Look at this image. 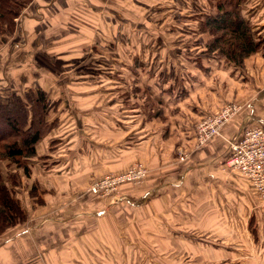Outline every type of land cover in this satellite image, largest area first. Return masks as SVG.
<instances>
[{
  "label": "rangeland",
  "instance_id": "1",
  "mask_svg": "<svg viewBox=\"0 0 264 264\" xmlns=\"http://www.w3.org/2000/svg\"><path fill=\"white\" fill-rule=\"evenodd\" d=\"M145 1L138 6L137 0H125L134 12H126L128 25L136 27L117 28V51L110 53L111 47L99 40L91 54H58L55 65L38 55L37 61L28 63L29 76L36 81L44 82L53 74L58 85L51 88L63 93L51 99L62 97L59 110L68 114L61 115L57 145L45 144L39 150L50 166L48 170L42 166L44 172L34 178L41 182L44 194L38 195L49 208L41 213L39 204L25 194L31 188L24 182L18 192L23 209L29 215L37 214V220L79 222L75 230V226L60 225L56 230L45 226L52 236L76 241V251L70 249L75 258L65 256L54 264H264V195L258 182L252 183L235 170L228 159L220 165L221 172L229 169L241 179L240 205L228 203L221 192L215 195L207 190L208 183L202 191L188 193L172 185L180 176L183 180L196 158L207 157L210 144L228 146L229 129L238 131L239 117L249 110V94L256 87V81L248 82V93L239 100L234 91L239 86L233 83L251 79L249 70L253 80L264 81V56L257 54L248 60L243 73L232 77L235 80L231 75L218 76L225 71L211 65L218 62L216 57L201 53L208 38L200 33L198 22L214 4L209 0ZM132 7L141 15L145 12V29L139 21V33L138 14ZM247 8L246 18L264 35V0H254ZM135 51L141 58L139 78L122 66L132 60ZM199 57L206 76L227 82L222 94L227 101L211 118L229 114L221 134L200 147L198 127L206 119H195L191 103L203 98L205 106L211 101L204 85L198 93L191 90L194 96L189 97V89L200 86L192 83L202 74L198 73ZM116 61L121 67H114ZM257 104L264 108V103ZM157 105L163 108L162 116H156ZM206 167L211 168L206 163L201 170ZM195 183L189 179L188 187ZM163 188L165 192L159 194ZM174 188L178 190H168ZM169 200L171 206L166 205ZM127 206L135 207L129 215ZM254 219L258 225L250 227Z\"/></svg>",
  "mask_w": 264,
  "mask_h": 264
},
{
  "label": "crops",
  "instance_id": "2",
  "mask_svg": "<svg viewBox=\"0 0 264 264\" xmlns=\"http://www.w3.org/2000/svg\"><path fill=\"white\" fill-rule=\"evenodd\" d=\"M24 1L26 3L25 9L22 11L21 17L16 21L15 34L7 43L8 45L0 50L1 89L9 87L11 89L28 91L30 89L41 90L44 86L45 89L49 91V94L52 96L54 95L55 98L57 94L61 96L63 91L60 88H51V86L55 87L58 85L56 83V78L52 76L53 74L51 72L49 78L45 79L44 82L36 81L35 77L33 79V77L29 76L30 71L27 67L32 59L37 61L38 57L42 56V58L44 57L43 61L45 60L48 61L49 64L55 65L57 63L56 59L59 57L58 54L71 55L73 53L85 54L87 52L91 54L93 50L97 48L99 40L105 47H107V45L112 46V37L116 29L114 24L116 22L124 29L136 27V25L133 27L130 24L128 25L127 21H129V19H127V13L130 14L129 12L132 11L128 10L127 7H129V4L125 2V0ZM127 1L133 3L135 0ZM145 2V0H137L138 6L140 4L144 5ZM208 2L214 4V0H209ZM132 9L138 14L136 24L138 25V22L141 21L142 28H144L143 21L145 20V12L141 15L140 11H137L135 7H132ZM214 12V7L209 11H203L201 19H205ZM139 31L138 25L137 32L139 33ZM202 36L207 37L206 35ZM32 54H34V56H32ZM44 68L41 67V69ZM249 72V76L252 80L249 78L247 81H242L240 84H238V80H235L236 78L232 79V77H229L230 71L218 74V76L226 74L227 77L237 81L233 84L239 86L234 90L238 91L237 97L239 100L244 98V93H248L247 90L249 88L247 89L248 86H246V84H248V82L252 84V82L256 81L254 92L249 94V98L251 99L248 105L249 110H245L244 114L239 117V121L237 122L239 124L238 131H234L233 127L229 129L228 135H230V138L229 141L226 140L228 144L242 137L245 129L248 130L261 127V129L264 130V108L262 109L261 106L257 104L259 101L264 103V86L262 85L264 81L258 78L253 80V74L250 70ZM201 73V76L198 77L196 81L197 83L200 81V86L197 89H193L192 92L198 93V91H201L199 90L201 86H206V94H209L207 98L210 99L211 103L204 106V103H201L203 102V98H201L200 103L203 104L205 108L203 106L200 108V103L197 99H194V103L198 102L197 106L196 103H191V113L196 116L195 119L211 118L213 113L216 112V108L222 106L227 101L222 95L224 93L223 89L226 87L224 83L227 82L220 80L217 76L210 77L206 76L203 72ZM257 74L258 73H256V75ZM206 94L204 96H206ZM193 96L194 95L190 91L189 97L192 98ZM60 99H62V97ZM248 102L249 101H247V103ZM209 146L211 149H209V147L207 148L210 150L207 155L208 158L204 156V154L196 158L194 160L196 163L190 164L187 168L183 180L180 176V180L178 179V181L172 185H176L175 187L182 189L179 191L188 193L192 190L202 191V185L208 183L206 185L207 190H212L215 195L221 192L228 203L240 205V195L242 194L241 179L237 177L234 172H230L228 167L227 169L229 172L227 173L221 172L222 169L220 168V165L227 163L225 159L228 155V147H224L222 144H215L213 146L210 144ZM206 163L211 166V168L209 169L206 167L205 172L201 170V167ZM212 165L214 167L213 171ZM34 172L36 173L34 175L43 173L39 168H35ZM34 175L32 181L34 179L39 180L34 178ZM189 179L193 183L201 182L188 187ZM213 184L215 186H213ZM168 190L172 193L178 189L174 188ZM163 192H165L164 188L160 189L158 193L160 194ZM159 194L156 198L152 199L154 202L158 201L160 197ZM170 201L171 200L167 201L166 205H170ZM48 208L49 207L46 205L41 206L40 209L43 210L41 213L45 212ZM27 215L28 220H26L22 227L15 231L12 230L8 232V234H16H12L8 239V234L0 236V264H54V261H61L65 256L75 258V255L72 256L70 249L75 250L73 246H76V241H72L70 238L63 240L59 237L52 236L51 234L53 233L45 232L48 231L50 227L45 226L50 224L52 226L51 229L55 230L59 229L60 225L66 228L75 226V230L76 227H80L79 222L60 223V221L54 220L55 218L47 222V220H44L45 218L37 220V214ZM253 223L258 225V222L254 219L250 227L254 225ZM78 243H80V240ZM78 258H81L80 254L77 257V261L79 260ZM90 258H92V255Z\"/></svg>",
  "mask_w": 264,
  "mask_h": 264
},
{
  "label": "trees",
  "instance_id": "3",
  "mask_svg": "<svg viewBox=\"0 0 264 264\" xmlns=\"http://www.w3.org/2000/svg\"><path fill=\"white\" fill-rule=\"evenodd\" d=\"M253 1L214 0L215 12L198 21L200 33L208 38L201 53L207 58L216 57L218 62H211L212 65L222 71H230L231 77L242 74L246 69L247 61L253 56L257 54L264 56V35L257 32L259 29L255 28L253 22L245 15V9L248 10L247 5ZM25 5L24 0H0V50L8 45L15 34L16 21L21 17ZM114 26H116V35L120 25L116 22ZM115 35L112 38L110 53L118 49ZM129 35L126 34L125 38H129ZM119 39L121 43L122 38ZM74 54L76 53L71 55ZM133 56L131 61H127L122 66L127 70L130 68L133 75L139 78L142 70L141 58L136 51ZM199 60L198 69L201 71L198 73L203 72L207 75V70L201 62L202 58L199 57ZM113 63L114 67H121L119 61ZM192 83L197 82L192 81ZM191 90L193 89H189V92ZM51 98L53 97L47 89L23 91L9 87L0 88V165H4L3 169H6L5 173L0 168V236L22 227L28 220L27 212L23 209L24 205L18 194L24 182L31 188L25 192L30 200L38 203L40 207L44 205L38 195L44 194L41 190V182L34 179V183L30 184V181L35 168H39L42 172H44L42 166L49 169L47 157L39 154L40 147L45 144L52 147L57 145L59 139H56V136L60 129L61 115L63 116V112L68 114L65 109L63 112L59 110L63 105V99L53 101ZM157 108L156 116H162L163 108L159 105ZM241 138L239 137L238 140ZM227 147L226 161L231 156L229 144ZM125 209L129 215L135 207L127 206Z\"/></svg>",
  "mask_w": 264,
  "mask_h": 264
},
{
  "label": "built area",
  "instance_id": "4",
  "mask_svg": "<svg viewBox=\"0 0 264 264\" xmlns=\"http://www.w3.org/2000/svg\"><path fill=\"white\" fill-rule=\"evenodd\" d=\"M232 108L236 109L233 106ZM228 115L225 116L228 117ZM225 116L222 118H215V116L208 118L199 125L198 134H202V136L199 139L200 145L198 147L207 144L214 137L221 134V131L226 128L228 120ZM229 145L231 148L230 165L235 170L247 175L252 183L258 182V186L261 188L259 192L264 195V130L261 127L245 129L242 139L229 143ZM180 160L184 161L183 156ZM91 191L96 193L94 189Z\"/></svg>",
  "mask_w": 264,
  "mask_h": 264
}]
</instances>
